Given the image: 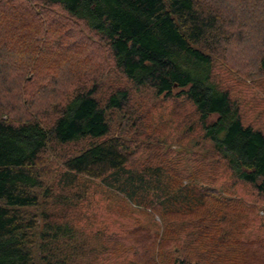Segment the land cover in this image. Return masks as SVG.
<instances>
[{"label": "trees", "instance_id": "1", "mask_svg": "<svg viewBox=\"0 0 264 264\" xmlns=\"http://www.w3.org/2000/svg\"><path fill=\"white\" fill-rule=\"evenodd\" d=\"M227 1L0 0V264H264L256 208L216 186L264 198V112L246 115L264 100V0ZM234 73L255 109L221 78ZM140 91L191 106L189 147L151 131ZM115 114L149 146L111 134ZM90 181L129 224L85 233L67 209Z\"/></svg>", "mask_w": 264, "mask_h": 264}, {"label": "rangeland", "instance_id": "2", "mask_svg": "<svg viewBox=\"0 0 264 264\" xmlns=\"http://www.w3.org/2000/svg\"><path fill=\"white\" fill-rule=\"evenodd\" d=\"M235 0H228L227 5H232ZM56 12H60L58 9ZM91 37L92 35L83 31V36ZM241 53V51H238ZM248 56V55H247ZM97 60H93V63H96ZM224 72V71H223ZM227 77V78H226ZM221 77L225 84H231L233 86V94L236 96L237 101L241 104L242 109L246 110L247 107L250 109H255L256 104L249 103V96L245 95V87H240L235 83L236 74H232L230 76ZM241 80V77L239 78ZM114 80L109 81L110 87L114 86ZM245 83V80L243 78ZM104 92V91H103ZM103 92L100 95V98H103ZM134 99L137 103H141L144 108V113L148 115L150 127L153 126L151 131H154L155 134L159 135L160 139L165 140V145L168 148L175 149L176 147H189L188 138L185 134L184 127V118L188 116L191 112V106L184 102L183 100H175V99H164L162 97L156 98L151 93H147L145 91H140L137 94H134ZM259 110L248 111L246 113L248 119H253L256 114H260L264 112V100L259 102ZM111 134L117 135L118 137H122L127 141L133 139L131 146H133V150H142L143 147H148L149 145L145 143V139L140 135V132H136V135L133 136L134 130L128 121L123 119L119 114H115L111 117ZM150 131V132H151ZM163 142V141H162ZM78 144H70L61 148V154L67 155L71 154L75 150L79 149L82 145H85L84 142L79 141ZM193 152L197 154L200 153L199 150L193 149ZM50 163L51 172L59 173L60 165L56 157H52ZM48 163V164H49ZM90 188L82 194L86 193V197H84L81 201H71V208L67 209L71 212V214H75L76 218L79 219V226L87 232L89 229L95 230H105V231H119L122 227L129 224L130 218L134 211L133 209L119 196H114L112 194H107L104 190L99 188L97 182H89ZM217 187H223L224 189H229L231 192L230 195H225L227 199L238 198L239 202L244 204H248L250 207L256 208V216L261 218L260 223H254L250 226V229H256L258 238H260L259 242H256L257 248L262 249L260 252L264 254V198L255 196L253 192L248 188V186L241 185L235 182L231 177L224 176L220 177ZM53 212V211H52ZM64 217L63 221H67L65 218L68 215H64L57 213L54 215L57 220L60 217ZM69 217V216H68ZM77 223V224H78ZM259 226H261L259 228ZM96 242L91 243L90 248L93 249L96 246ZM99 248H95L97 252ZM95 257L92 256H84V258L78 260L82 264H87L90 261H93ZM99 258V260H102ZM264 259V257H263ZM98 261V259H97ZM96 261V262H97ZM109 261V262H108ZM133 257L130 254H118L111 255L110 258L105 259L104 262H108L106 264H134ZM97 264V263H96Z\"/></svg>", "mask_w": 264, "mask_h": 264}]
</instances>
